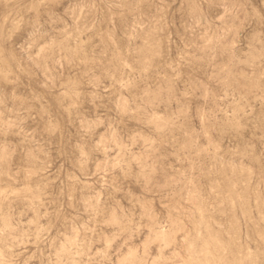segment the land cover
Wrapping results in <instances>:
<instances>
[{
    "label": "clouds",
    "instance_id": "clouds-1",
    "mask_svg": "<svg viewBox=\"0 0 264 264\" xmlns=\"http://www.w3.org/2000/svg\"><path fill=\"white\" fill-rule=\"evenodd\" d=\"M0 264H264V0H0Z\"/></svg>",
    "mask_w": 264,
    "mask_h": 264
}]
</instances>
